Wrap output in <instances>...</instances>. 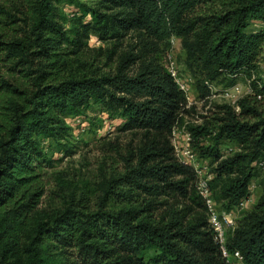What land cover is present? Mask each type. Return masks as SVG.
I'll return each instance as SVG.
<instances>
[{"label": "trees", "instance_id": "1", "mask_svg": "<svg viewBox=\"0 0 264 264\" xmlns=\"http://www.w3.org/2000/svg\"><path fill=\"white\" fill-rule=\"evenodd\" d=\"M92 1L0 2V264H234L222 257L207 217L186 203L206 213L195 173L170 140L188 113L185 97L155 53L179 38L202 97L203 80L250 89L234 106L216 105L212 125H188L199 156L216 163L210 185L229 211L248 195L252 164L264 159V0ZM63 4L75 8L67 19ZM129 32L138 46L113 72L81 65L90 36L120 42ZM92 104L123 119L119 130L138 132L140 143L90 196L63 197V189L61 207L40 210L46 151L53 142L69 154L67 118L84 117ZM223 141L240 150L220 158ZM225 247L242 264H264V185Z\"/></svg>", "mask_w": 264, "mask_h": 264}, {"label": "rangeland", "instance_id": "2", "mask_svg": "<svg viewBox=\"0 0 264 264\" xmlns=\"http://www.w3.org/2000/svg\"><path fill=\"white\" fill-rule=\"evenodd\" d=\"M77 1L85 3L86 5L93 4L92 0ZM213 8L218 9L219 6ZM73 9L75 8L72 5L63 4L59 6L60 12L64 17L66 16V19L69 18V14ZM175 38L173 43L170 42L169 38L166 43L158 44V52L155 53L158 62L164 66L168 56H171L180 73L185 75L191 74L197 80L198 76L193 75L186 69L184 65V50L181 47L180 39ZM138 39L137 34L134 32H129L120 42L113 40L102 41L95 36H90L85 49L79 57V61H81V65L87 66L91 64V68L97 69L99 73L113 72L118 57L122 53L129 51L132 47L138 46ZM260 67L261 70L264 69L263 65ZM239 84L243 90L246 88V82L240 81ZM216 86L218 88L224 87L221 84H216ZM193 99H195V96ZM203 106L204 103L199 104L195 109H188V113H181L183 121L196 123L195 120L200 119L201 123H209L212 125L215 122L214 110L216 107L212 106V108L205 110ZM258 106L264 110V103H260ZM72 119L73 117L67 118L68 124L72 123ZM79 119L80 124H75L72 130L73 136H71L69 142V148L71 150L67 156L58 153L57 147L53 142L50 143L46 151V157L50 159L51 163L44 167L46 188L45 195L42 196L39 204L40 210L52 211L53 209L61 207L64 203V199L60 196L63 193V189V197H66L69 193H76V196L81 194L90 196L102 177H109L122 171L123 162L121 156L125 155L130 147L138 146L140 143V134L138 132L120 131L119 128L123 123V119L117 116L108 117L106 113L100 111L99 106L96 104H92L86 110L85 116ZM170 140L173 146L174 139L171 137ZM227 143V141H223L220 143V146ZM197 145V143L194 144L193 149L196 153H199L200 148ZM43 146L47 147L46 143ZM260 161L263 162L262 165L259 164ZM205 162L210 166L215 164L211 162L210 158H207ZM252 166L254 167L255 173L252 179L255 188L252 192L251 201L239 213L236 220L234 219L236 225L253 209L263 191L264 159L261 158L255 161ZM212 197L216 209L218 211L225 210L221 206V201L216 200L213 189ZM91 202H94V200H91ZM186 203L192 207L194 213L204 214L207 217L205 211L197 205L189 201ZM177 209H180V206ZM231 234L232 231L227 232L226 241ZM230 261L234 264H242L239 259H230Z\"/></svg>", "mask_w": 264, "mask_h": 264}, {"label": "built area", "instance_id": "3", "mask_svg": "<svg viewBox=\"0 0 264 264\" xmlns=\"http://www.w3.org/2000/svg\"><path fill=\"white\" fill-rule=\"evenodd\" d=\"M176 38L174 36L170 37V42L173 43ZM164 68L170 75L178 90L185 97V108L195 109L199 104L204 103L205 110L212 108V106L227 104L234 106L236 102L242 98L246 93L250 92L249 87L246 84V88L243 90L242 86L237 83L231 87H221L218 88L215 83L208 80H203L202 84L207 90V94L203 97L200 96L199 90L196 86V79L191 74H182L178 70L177 65L171 56H168L166 63H164ZM195 96V99L193 97ZM80 117H73L71 127L80 124ZM196 123H188L187 121H182L177 123L171 131V137L174 139L173 149L176 158L190 167L195 173V190L197 195L202 200L206 213L207 220L210 229L213 232V239L219 245L222 257L230 262V259H239L240 256L237 251L230 253L225 247L226 234L228 231H233L237 225L234 219L239 215V213L247 206V203L252 199V192L255 188V184L251 181L247 186L248 195L241 198L236 207L230 209L229 211H218L215 207V203L212 197V188L210 181L212 175L214 174L213 169L215 164L212 166L208 165L207 158L200 157L193 149V136L191 131L188 129V125H202L200 119L195 120ZM214 134V133H213ZM203 138V139H202ZM205 144H208V140L201 137ZM206 139V140H205ZM220 158H225L231 156L240 150L237 144L228 142L225 145H219L218 147ZM260 165L263 164L262 161L259 162ZM212 168V170H211Z\"/></svg>", "mask_w": 264, "mask_h": 264}]
</instances>
